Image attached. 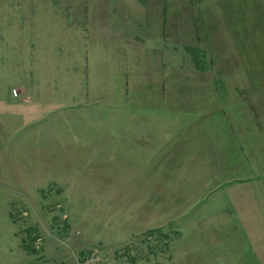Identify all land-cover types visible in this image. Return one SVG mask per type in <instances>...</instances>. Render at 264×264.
Returning <instances> with one entry per match:
<instances>
[{
  "label": "rangeland",
  "instance_id": "374dc122",
  "mask_svg": "<svg viewBox=\"0 0 264 264\" xmlns=\"http://www.w3.org/2000/svg\"><path fill=\"white\" fill-rule=\"evenodd\" d=\"M91 256L264 264V0H0V264Z\"/></svg>",
  "mask_w": 264,
  "mask_h": 264
},
{
  "label": "crops",
  "instance_id": "0c3cea01",
  "mask_svg": "<svg viewBox=\"0 0 264 264\" xmlns=\"http://www.w3.org/2000/svg\"><path fill=\"white\" fill-rule=\"evenodd\" d=\"M29 88L28 87H24L23 89H21V92L23 93L24 95V101L23 103H20V107H23V108H36L35 104H34V101H29L30 98H32V96L29 94Z\"/></svg>",
  "mask_w": 264,
  "mask_h": 264
},
{
  "label": "built area",
  "instance_id": "2783aa9c",
  "mask_svg": "<svg viewBox=\"0 0 264 264\" xmlns=\"http://www.w3.org/2000/svg\"><path fill=\"white\" fill-rule=\"evenodd\" d=\"M13 93L16 94L17 91L14 89ZM80 262H81L80 264H95L97 263V260L95 256H91V257H86V259H82Z\"/></svg>",
  "mask_w": 264,
  "mask_h": 264
},
{
  "label": "bare ground",
  "instance_id": "6f19581e",
  "mask_svg": "<svg viewBox=\"0 0 264 264\" xmlns=\"http://www.w3.org/2000/svg\"><path fill=\"white\" fill-rule=\"evenodd\" d=\"M81 262L79 260L76 261V264H80Z\"/></svg>",
  "mask_w": 264,
  "mask_h": 264
}]
</instances>
